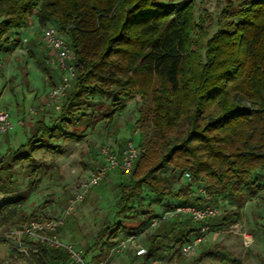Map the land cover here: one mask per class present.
<instances>
[{
    "label": "trees",
    "instance_id": "16d2710c",
    "mask_svg": "<svg viewBox=\"0 0 264 264\" xmlns=\"http://www.w3.org/2000/svg\"><path fill=\"white\" fill-rule=\"evenodd\" d=\"M194 7L193 0H0V51H6L11 42L5 38L10 29L27 27L34 16L38 26L52 23L65 34L76 68L55 120L50 124L43 119L34 121L26 142L7 149L0 168H8L7 160H31L32 151L38 148L56 151L54 139L78 141L88 117H94L93 112L81 109H97L99 117L111 119L124 108L128 97L138 95L149 98L150 106L138 110L135 124L142 128L146 118L154 134L144 144H136L138 156L126 174L130 184H118V215L133 209L131 203L142 185L156 202L172 197L182 204L218 206L212 198L205 200L195 194L187 182L186 188L193 191L189 198H182L179 190L171 191L165 181L156 178L164 168L188 172L193 183L225 193L237 208L246 192L260 191L262 186L251 174L264 167V0H227L210 36L204 19L195 20ZM38 64L48 75L46 68L50 67ZM99 99H107L108 105L103 106ZM25 170L28 176L38 172L33 164ZM6 181L0 175V192L5 191ZM37 183L39 179L4 199L0 228L49 219L21 211L22 201ZM236 215L226 212L219 223ZM178 217L161 222L146 237L147 258H162L166 247L176 246L177 250L198 234L199 223ZM216 217L210 219L211 228H218L213 222ZM261 230L264 234V224ZM112 232V226L101 230L85 254ZM0 243H6L2 236ZM27 243L37 250L31 255L36 264L69 261L63 248ZM104 244L110 247L114 242L108 239ZM9 247L14 255L18 253L17 248ZM226 259L218 258V263L229 264ZM189 264H197V260ZM230 264L238 263L232 260Z\"/></svg>",
    "mask_w": 264,
    "mask_h": 264
},
{
    "label": "rangeland",
    "instance_id": "374dc122",
    "mask_svg": "<svg viewBox=\"0 0 264 264\" xmlns=\"http://www.w3.org/2000/svg\"><path fill=\"white\" fill-rule=\"evenodd\" d=\"M163 3H180L187 0H161ZM194 18L204 19L208 36L217 29V19L227 0H193ZM40 4L37 3L36 6ZM45 27H54L48 23ZM37 25L34 16L25 28L13 27L5 35L7 40L6 51H0V108L10 115L8 130L0 135V159L7 149H16L26 142L30 135V126L34 121L43 119L52 123L59 110L47 105V94L55 86L61 72L56 65H51V52L42 43V29ZM23 38L27 41L23 42ZM46 61V64L44 63ZM42 62L48 71L43 73L39 67ZM50 76V79L48 78ZM96 100V99H95ZM99 103L107 106V99H99ZM150 106L146 97L135 95L128 97L124 108L111 119L98 116V110L81 109L80 112H93L94 117H88L78 141L54 139L53 144L58 146L56 151L38 148L32 151V159L24 162L7 160L9 166L0 168V175L5 177L6 186L3 193L8 195L21 193L39 179V183L22 201L20 208L25 214L34 213L39 219L59 217L67 206L72 190L76 184L83 181L97 166L101 165L99 149L111 142L116 145L124 144L132 139L136 144H144L154 134L153 128L145 118L141 122L142 128L136 126L139 117L138 110ZM30 108L36 109L32 117H28ZM33 164L38 172L35 176H28L25 166ZM157 179L166 182L167 187L176 192L179 190L182 198H189L193 191L186 188L183 171L180 169L164 168L156 173ZM251 178L257 180L262 186L256 193H247L243 204L237 208L225 193H215L205 188L214 201L220 214L217 215L216 227L205 242L201 243L196 252L182 260V264H189L197 260V264H219L218 258H227L238 264H264V234L261 225L264 224V167L252 172ZM130 184L129 175L118 170L109 172L101 182L92 187L86 197L75 205L68 214L63 225L59 228V238L73 245L83 256L94 261L107 260L109 264H152V260L143 257L135 258L134 250L128 249L123 253L113 250L115 244L129 232L145 230L147 225L136 227L140 222L150 221L151 218L162 214L170 207L182 204L177 198L165 197L154 201V194L144 185L139 187V193L131 203L133 209L125 214L118 215V184ZM237 212L236 217L229 216L225 223H219L220 217L226 212ZM146 210L147 213L142 212ZM179 217H176L177 219ZM219 226H218V225ZM107 226L113 227L110 235L103 237L89 253L85 252L95 242L97 234ZM154 229L147 230L145 236L140 238V245L146 247V237ZM242 233L250 234L251 241L245 245ZM114 242L110 247L102 245L105 240ZM4 244V243H0ZM166 247L167 252L175 249ZM11 257H9L10 259ZM66 264H70V260Z\"/></svg>",
    "mask_w": 264,
    "mask_h": 264
},
{
    "label": "built area",
    "instance_id": "2783aa9c",
    "mask_svg": "<svg viewBox=\"0 0 264 264\" xmlns=\"http://www.w3.org/2000/svg\"><path fill=\"white\" fill-rule=\"evenodd\" d=\"M26 41L27 39L23 38V42ZM42 43L52 54L49 63L56 65L59 72H61L59 82L50 88L46 97V104L51 105L58 111L76 75L75 54L69 47L65 34L54 27H44L42 29ZM35 113L36 109L30 108L28 117H32ZM9 126V112L0 108V135L5 133ZM99 155L101 165L97 166L83 181L74 186L67 206L59 217L41 221L32 220L18 227L0 228V236L20 244L17 248L18 253L7 259L5 264H36L31 260V255L36 253L37 250L28 245V241L63 248L73 264H109L107 260L95 262L86 258L73 245L63 242L58 235V230L63 225L65 217L73 211L76 204L86 197L88 191L98 185L109 172L118 170L128 174L132 171L138 156V148L132 139L126 140L121 147L109 142L100 147ZM183 179L193 186L195 194L205 200L210 199L209 192L204 187L193 183L188 172H183ZM6 197V193L0 192V205ZM218 212V208L209 203L203 206L191 204L174 205L162 214L151 218L145 230L127 233L115 244L113 250L116 253H123L128 249H132L136 256H144L146 255V249L140 245L139 240L145 236L147 230L155 229L161 222L174 220L178 216H187L192 222L199 223L198 234L183 243L177 250L172 249L162 258L152 259V264H182L183 259L194 254L198 246L206 241L211 233L210 219L217 216ZM242 239L243 243L247 245L251 241V236L250 234L242 233Z\"/></svg>",
    "mask_w": 264,
    "mask_h": 264
},
{
    "label": "crops",
    "instance_id": "0c3cea01",
    "mask_svg": "<svg viewBox=\"0 0 264 264\" xmlns=\"http://www.w3.org/2000/svg\"><path fill=\"white\" fill-rule=\"evenodd\" d=\"M8 196V194H7ZM10 244L8 243H4V244H0V264H5V261L7 259H9V257H12L14 256L13 252L11 251L10 247H9ZM171 251V250H170ZM170 251H168L167 253L165 254H168ZM134 256H136L134 254ZM145 256V255H144ZM139 257H143V256H136L135 258H139ZM152 260V259H151Z\"/></svg>",
    "mask_w": 264,
    "mask_h": 264
},
{
    "label": "water",
    "instance_id": "95a60500",
    "mask_svg": "<svg viewBox=\"0 0 264 264\" xmlns=\"http://www.w3.org/2000/svg\"><path fill=\"white\" fill-rule=\"evenodd\" d=\"M4 241L12 246H14L15 248H18L20 246V244L16 241H12L8 238H4Z\"/></svg>",
    "mask_w": 264,
    "mask_h": 264
}]
</instances>
